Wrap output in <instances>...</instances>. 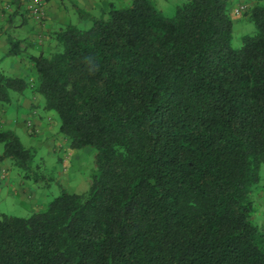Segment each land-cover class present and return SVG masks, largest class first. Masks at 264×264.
I'll return each mask as SVG.
<instances>
[{"label": "trees", "instance_id": "1", "mask_svg": "<svg viewBox=\"0 0 264 264\" xmlns=\"http://www.w3.org/2000/svg\"><path fill=\"white\" fill-rule=\"evenodd\" d=\"M238 1L189 0L173 17L156 0L78 9L93 26L32 56L34 84L0 71V103L32 89L71 149H96L86 193L0 215V264H264V0H246L256 34L235 47ZM0 143V162L33 172L15 132Z\"/></svg>", "mask_w": 264, "mask_h": 264}, {"label": "rangeland", "instance_id": "2", "mask_svg": "<svg viewBox=\"0 0 264 264\" xmlns=\"http://www.w3.org/2000/svg\"><path fill=\"white\" fill-rule=\"evenodd\" d=\"M10 1L13 6L11 8L9 6V12H3L5 17L0 19V71L11 77L26 78L32 84H34L36 74H34L35 66L31 56L36 54L37 46L43 49L50 45L53 46L56 33L65 27V23L75 25L84 31L93 26L91 21H81L78 13H75L70 5L65 23H61L50 35H43L40 32L33 33L31 31L33 23L24 1ZM162 3V5L155 4L164 15L173 17L178 5L176 6L171 0L170 2L162 0ZM242 7L244 12L238 14L237 9ZM252 7L253 2L239 0L231 9L235 47L241 45L244 36L256 34V26L249 20ZM12 11L15 13L12 14ZM104 14H107L104 9L101 13L96 12L97 17ZM22 18L27 20L26 24ZM14 42L17 43L21 52L16 57L8 55ZM25 50L27 52H23ZM37 53H39L38 50ZM14 99L10 105L0 103V131L15 132L23 146L33 152L35 155L34 170L27 174L16 166L15 162L10 160L0 162V215L28 218L36 212L46 210L49 203L61 195L64 189L78 194H84L89 190L92 177L96 174V149L73 150L68 141L63 138L60 141L56 136L60 133L58 115L54 112L47 114L41 95L34 90L28 89L23 95H15ZM23 106H28L30 112L23 111L27 109ZM36 121L42 122L39 125H44L46 129L54 133L55 140L52 143L50 139L43 141L47 147L38 145L39 133L35 125ZM22 122L27 127L28 134ZM3 152L4 144L0 143V155ZM252 196L255 205L254 220L264 231V166L261 171V183Z\"/></svg>", "mask_w": 264, "mask_h": 264}, {"label": "crops", "instance_id": "3", "mask_svg": "<svg viewBox=\"0 0 264 264\" xmlns=\"http://www.w3.org/2000/svg\"><path fill=\"white\" fill-rule=\"evenodd\" d=\"M166 2H170V0H164ZM172 2H174V4H176V6H180L182 4H184L185 2L189 1V0H171ZM10 0H0V19L5 17L3 16V12L6 13V11L9 12V6L10 8L13 6ZM133 0H45L44 3V19L39 20V19H35L34 17H32L30 14L29 16L31 17L30 20L33 23V26L31 28V31L33 33H38L40 32L43 35H50L51 32L55 31L56 27L60 26L61 23H65V20L67 18V13H68V7L71 5L73 8V11L76 13L78 9L81 10H85L88 12L93 13L95 16L96 12L101 13L104 10H106V13L108 14L111 10V6H114L115 8H120V7H125V6H130L132 4ZM157 4H161L162 0H156ZM163 4V3H162ZM161 4V5H162ZM15 9V7H14ZM7 12V15L9 16V13ZM12 14L15 13V11L11 12ZM104 14V15H107ZM16 18V17H15ZM4 19V18H3ZM14 19V17H13ZM16 21V20H15ZM22 21L24 22V24H26L25 22L27 21L25 18H22ZM70 25V23H65V26ZM49 46V45H48ZM50 47H47L46 49H43L42 47L37 46V50L39 53H37V50L35 51L36 54H33L34 56H39L41 54L44 55H48L49 51H50ZM43 50V51H42ZM23 52H27L26 50ZM46 52V53H43ZM31 54V53H29ZM39 54V55H38ZM32 57V56H31ZM14 64V62H13ZM35 74V71H34ZM26 105V104H25ZM24 109L23 110L25 112H30L28 109V106H23ZM21 109V108H19ZM47 113V112H46ZM50 114V113H47ZM22 116V115H21ZM42 122L39 123V121L35 122L36 128L38 129L37 132L39 133L37 139L39 140L38 145L40 146H46L44 145L43 141L45 139H50L51 143L53 142V140H55L54 137V133L53 131H51L50 129H46L45 126H41L39 124H41ZM21 124H23L27 134H28V129L25 126L24 122H22ZM57 138L61 141L62 138H64L60 133L59 135H56ZM50 140L48 141V143L50 142ZM47 143V142H46ZM62 144V142H60Z\"/></svg>", "mask_w": 264, "mask_h": 264}, {"label": "built area", "instance_id": "4", "mask_svg": "<svg viewBox=\"0 0 264 264\" xmlns=\"http://www.w3.org/2000/svg\"><path fill=\"white\" fill-rule=\"evenodd\" d=\"M29 14L35 19L42 20L44 19V3L45 0H23ZM238 14L244 12V8L237 9Z\"/></svg>", "mask_w": 264, "mask_h": 264}]
</instances>
